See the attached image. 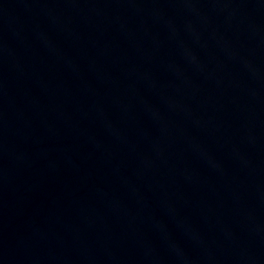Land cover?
<instances>
[{
	"label": "water",
	"instance_id": "water-1",
	"mask_svg": "<svg viewBox=\"0 0 264 264\" xmlns=\"http://www.w3.org/2000/svg\"><path fill=\"white\" fill-rule=\"evenodd\" d=\"M0 264H264V0H0Z\"/></svg>",
	"mask_w": 264,
	"mask_h": 264
}]
</instances>
